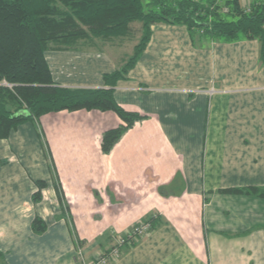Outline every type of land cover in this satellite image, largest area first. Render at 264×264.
Here are the masks:
<instances>
[{
  "label": "crops",
  "instance_id": "0c3cea01",
  "mask_svg": "<svg viewBox=\"0 0 264 264\" xmlns=\"http://www.w3.org/2000/svg\"><path fill=\"white\" fill-rule=\"evenodd\" d=\"M141 32L140 25L139 38ZM128 36L46 50L52 80L104 87L103 76L132 54L137 42L121 49ZM113 96L144 119L108 153L101 150L103 133L124 124L112 111L50 112L0 139L5 263L81 264L77 251L94 260L149 218L151 230L122 244L111 264H264V198L221 192L264 187L259 41L154 23ZM36 217L45 225L41 233L32 227Z\"/></svg>",
  "mask_w": 264,
  "mask_h": 264
},
{
  "label": "trees",
  "instance_id": "16d2710c",
  "mask_svg": "<svg viewBox=\"0 0 264 264\" xmlns=\"http://www.w3.org/2000/svg\"><path fill=\"white\" fill-rule=\"evenodd\" d=\"M135 21L141 23L140 38L128 59L103 76L104 87L72 88L52 80L46 50L75 48L93 38L125 37ZM154 23L185 24L189 30H202L225 41L256 39L264 59V0L251 2L247 9L240 0H0V139L19 124L35 122L50 112L112 111L124 124L103 133L101 150L108 153L135 122L144 119L118 105L113 91L144 50ZM36 184L45 186L44 181ZM53 186L60 196V183L53 181ZM221 192L264 198V187ZM40 198L39 191L33 194L34 201ZM32 227L37 233L45 230L37 217Z\"/></svg>",
  "mask_w": 264,
  "mask_h": 264
},
{
  "label": "rangeland",
  "instance_id": "374dc122",
  "mask_svg": "<svg viewBox=\"0 0 264 264\" xmlns=\"http://www.w3.org/2000/svg\"><path fill=\"white\" fill-rule=\"evenodd\" d=\"M251 0H243L242 2L245 4V8L247 9V7H248V5H249V2H250ZM248 3V4H247ZM224 9H226V11H224ZM222 12L223 13H225V12H227V8L226 7H224L223 9H222ZM130 25H132V26H130V35L131 36H128L127 37V39L128 40H130V41H128L127 43H126V46L125 47H122L121 49H122V52L124 53V52H128V51H126V50H130V48L132 47V44L133 43H135V42H138V40H139V37H138V33H139V29H140V25H141V23L140 22H138V21H136V22H132V23H130ZM142 33V32H141ZM115 39H117V38H113V40H115ZM98 40V39H97ZM96 40V41H97ZM85 43L86 44H88L89 43V41L88 40H85ZM96 44L97 45H100V41H97L96 42ZM146 219H141V220H139V221H137L134 225H132L131 226V228L127 231V233H126V235L131 231V229L136 225V224H138L139 222H142V221H145ZM150 225H151V222H150ZM71 226H72V224H71ZM151 230V227H150V229L148 230V232ZM147 232V233H148ZM146 234V233H145ZM144 234V235H145ZM133 243V242H132ZM122 245V244H121ZM121 245H118V246H116L118 249H119V247L121 246ZM111 251H107V252H103L102 254H100V255H98L94 260H89V261H85L84 260V258H83V256H81V252L80 251H77L76 252V256H75V260L76 261H78V262H81V264H97V260H101L102 259V256L103 257H105V256H107V254L109 255V253H110ZM118 255H119V252H117L116 254H115V258L114 259H116L117 257H118ZM82 258V259H81ZM114 259H112L111 261H110V263H108V264H111L112 262H113V260ZM6 261H5V259L4 258H2V257H0V264H6L5 263Z\"/></svg>",
  "mask_w": 264,
  "mask_h": 264
},
{
  "label": "built area",
  "instance_id": "2783aa9c",
  "mask_svg": "<svg viewBox=\"0 0 264 264\" xmlns=\"http://www.w3.org/2000/svg\"><path fill=\"white\" fill-rule=\"evenodd\" d=\"M224 11H226V9H224ZM1 84L6 86V87H11L6 82H3ZM150 227H151L150 222H148L146 220L139 222L138 224H136L131 229V231L127 235H125L124 237H121L117 240L116 246L124 244V243L131 244L132 242L137 241L139 238L143 237L145 233L148 232ZM116 246L110 250L111 252L109 253V255L107 254V256H105V257L102 256V259L100 261L97 260V264H108V263H110V261L115 258V254L118 252V248Z\"/></svg>",
  "mask_w": 264,
  "mask_h": 264
},
{
  "label": "water",
  "instance_id": "95a60500",
  "mask_svg": "<svg viewBox=\"0 0 264 264\" xmlns=\"http://www.w3.org/2000/svg\"><path fill=\"white\" fill-rule=\"evenodd\" d=\"M20 114H23V113H20Z\"/></svg>",
  "mask_w": 264,
  "mask_h": 264
}]
</instances>
